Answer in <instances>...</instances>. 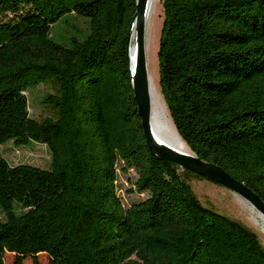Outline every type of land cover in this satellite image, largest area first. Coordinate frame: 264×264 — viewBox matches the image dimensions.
I'll return each mask as SVG.
<instances>
[{"label":"trees","instance_id":"1","mask_svg":"<svg viewBox=\"0 0 264 264\" xmlns=\"http://www.w3.org/2000/svg\"><path fill=\"white\" fill-rule=\"evenodd\" d=\"M161 4L158 86L176 133L264 202V0ZM134 12L135 0H0V264H264L257 235L181 178L196 176L149 154L127 66ZM49 81L57 118L37 121L26 93ZM9 142L42 144L50 168L10 165ZM120 163L146 195L128 208Z\"/></svg>","mask_w":264,"mask_h":264},{"label":"rangeland","instance_id":"2","mask_svg":"<svg viewBox=\"0 0 264 264\" xmlns=\"http://www.w3.org/2000/svg\"><path fill=\"white\" fill-rule=\"evenodd\" d=\"M161 3L162 0H156L154 5L156 8L153 7L151 17L149 19L151 27H148L146 32V38L148 39L151 37L148 54V71L156 85L159 101L169 116L158 86L159 74L157 51L163 21ZM71 24L76 29L85 31V23L83 20L74 19L71 21ZM66 31L69 33L71 32V29H67ZM56 94L57 88L50 81L38 84L31 88L26 93L29 102L30 116L37 121H42L47 118L55 120L57 118L56 110L45 101V98L47 95ZM2 153L10 165L29 164L44 170H48L50 168V157L45 146L42 144L30 142L26 146L17 147L12 142H9L2 147ZM136 178L137 176L132 169L123 171L122 164L120 163L118 165L116 194L124 208H128L131 204L137 203L146 198L145 194L134 192L133 184ZM181 178L190 187L193 196L204 208L210 209L218 214L228 217L231 220L241 223L257 235L261 246L264 248V236L257 227L251 208L246 202L230 191L204 179L185 174H182ZM253 213L256 214L255 211H253ZM1 219L2 215L0 213V220Z\"/></svg>","mask_w":264,"mask_h":264},{"label":"water","instance_id":"3","mask_svg":"<svg viewBox=\"0 0 264 264\" xmlns=\"http://www.w3.org/2000/svg\"><path fill=\"white\" fill-rule=\"evenodd\" d=\"M148 4L149 0H135V12L127 32V66L133 99L140 119L145 146L149 154L158 161L173 164L181 171L230 191L264 218V202L243 183L236 181L220 167L202 161L188 148L186 152H178L154 137L150 123V78L146 54V14ZM131 42L134 43L133 54H130Z\"/></svg>","mask_w":264,"mask_h":264},{"label":"bare ground","instance_id":"4","mask_svg":"<svg viewBox=\"0 0 264 264\" xmlns=\"http://www.w3.org/2000/svg\"><path fill=\"white\" fill-rule=\"evenodd\" d=\"M156 0H149L148 4V11L146 14V32L148 27L150 28L149 19L151 17L152 9L155 5ZM157 5V4H156ZM156 8V7H154ZM150 38H146V54H147V67L149 68V62H148V54H149V46H150ZM134 52V43L131 42L130 44V54H133ZM148 75L150 78V104H151V128L152 133L156 139L163 142L170 148L178 151V152H186L187 147L183 143V141L180 139L178 134L175 131V128L170 120V117L167 115V112L165 108L161 105L159 101V95L156 90V85L153 81V78L150 76L149 71ZM254 221L261 231V234L264 236V218L260 216L259 214L253 213V210L251 209Z\"/></svg>","mask_w":264,"mask_h":264}]
</instances>
